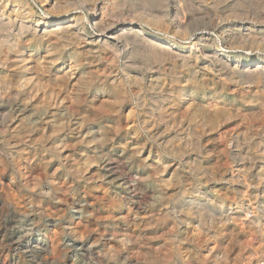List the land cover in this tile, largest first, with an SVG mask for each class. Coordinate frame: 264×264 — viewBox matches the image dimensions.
<instances>
[{"label": "rangeland", "instance_id": "374dc122", "mask_svg": "<svg viewBox=\"0 0 264 264\" xmlns=\"http://www.w3.org/2000/svg\"><path fill=\"white\" fill-rule=\"evenodd\" d=\"M99 1L115 17L152 14L139 23L176 47L126 71L109 50L46 40L37 98L14 109L20 122L0 120V264H264V78L200 53L264 63V0ZM75 62L78 86L63 76ZM204 103L223 116H195Z\"/></svg>", "mask_w": 264, "mask_h": 264}, {"label": "bare ground", "instance_id": "6f19581e", "mask_svg": "<svg viewBox=\"0 0 264 264\" xmlns=\"http://www.w3.org/2000/svg\"><path fill=\"white\" fill-rule=\"evenodd\" d=\"M36 1L42 3L46 8L43 16L37 15V13H35L34 9L29 3V0H0V92L4 95V99L0 100V120L2 125L9 122V120H11L13 124L20 122L19 117L15 116L16 113L14 112V109L26 107L25 105L27 104V100L30 97H32V99L33 97L37 98V94L41 90V82L45 80L46 75L48 74L47 70L49 69L48 65H45V60H43L46 59V57L42 58L40 55L42 53V50L44 49V43L51 36L56 37L57 39L63 41L65 44H78L80 42H84L88 45L98 46L103 50H109L118 59L126 61V63L124 62L126 64V71L128 67L138 68L144 63L151 64L154 61H158L168 53L173 51L176 47V45L172 41H163L158 36L145 31L144 27H142V25L139 23V19H145L148 22H154L156 20L155 17L149 13L138 12V14L136 12L134 15L133 13H131L132 16H129V18L126 19L124 17H115L111 15L108 10L109 7L107 8L99 0H84V2L81 4V11L76 8L80 5L75 0ZM153 14H155V12ZM89 16L93 20V23L90 25L92 26L93 31H96V35H91L88 31L89 26L87 24V21ZM126 16L127 15H125V17ZM180 23L182 25L186 24L183 21H181ZM201 50L202 51L199 52L206 58V61H211L208 65L210 69H219L220 72L229 71L233 74H239L241 76L248 75L264 78L263 62H259L258 64L256 63L255 65L253 64L254 59L245 60L242 58H236L235 56L230 55V53L223 51V49L210 52L212 54H208L209 52H206L207 50H204L203 48ZM48 64L52 65V67L50 66V69L52 68L53 70V67H56L58 62L54 63V61L52 60L51 62H48ZM79 66L80 63L78 62H75V65L70 64L69 70L66 71L63 75L64 79L69 80L71 83H74L73 86H78L81 81L80 78L77 80L78 75H76L75 73V69ZM63 76L51 77V80L53 82H56L60 79H63ZM190 105H192V103ZM9 108H11V110H9ZM16 112H18V110ZM193 114L195 116H201L205 121L217 120L222 115L221 112L217 111L216 109H213L211 112L205 106V103L195 107L193 110ZM46 115L47 114H45V118L40 120V123L44 122V124H49V121L54 122V120H50L52 119V117ZM8 128L11 129L12 125L5 126V129L2 132H7ZM14 129L16 130V128H13V130ZM64 149L65 146L63 142H57V144L55 145V151L62 152ZM137 153L142 155V151H138ZM150 158L151 157L149 155L144 159V161L147 162L148 160H150ZM118 162H120V159ZM84 163V165L87 167L93 164V162L89 160H85ZM108 164V166H110L111 163ZM257 220L258 219L256 218L255 221L252 220V222H257ZM122 242L124 244L129 243L128 239L124 238L122 239ZM42 245L41 243H36L32 245L29 244L28 246L24 247H26L28 253L35 255L36 253L42 251ZM185 256L180 255L182 260L186 259ZM166 263L170 264L168 262Z\"/></svg>", "mask_w": 264, "mask_h": 264}]
</instances>
